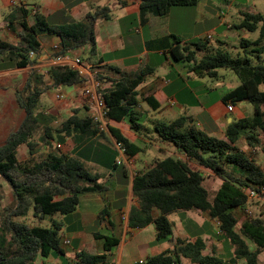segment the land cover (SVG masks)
<instances>
[{
  "label": "trees",
  "instance_id": "obj_1",
  "mask_svg": "<svg viewBox=\"0 0 264 264\" xmlns=\"http://www.w3.org/2000/svg\"><path fill=\"white\" fill-rule=\"evenodd\" d=\"M197 2L140 0V7L152 8L159 15H164L172 6H193ZM28 15L29 11L22 5L16 6L5 17L10 28L15 29V23L20 28L19 45L0 39V55H4L17 67L32 63L28 56L30 51L40 54L37 40L40 31L55 33L60 37L59 54L77 50L84 45H88L90 53L95 54L94 24L97 19L107 18L109 9L106 6L96 8L82 20L71 21L63 26H51L43 16L36 13L33 15L34 23L29 25L26 21ZM241 15V20L234 24L236 29L259 31L256 40L240 38L243 56L239 53L233 57L228 50L211 44L208 38L192 41L191 48L182 45L181 39L175 35H172L169 53L175 61L189 64L190 71L198 76H216L219 69L233 72L239 84L224 96V101L231 104L247 101L252 105V114L230 121L224 138L207 135L190 123V117L185 115L173 121L157 120L152 123L160 142L173 147L187 160H194L202 168L211 171L221 180L220 186L211 193L204 185L202 172L192 168L187 161L164 154L162 159L153 161L147 169L134 174L131 197L136 204L130 206L127 216L129 227L142 228L152 223L155 240L158 241L172 237L173 223L168 218L170 214L193 209L207 212L211 219L218 222L219 232L232 246V255L223 258L214 253L203 254L205 243L198 236L193 242L177 238L170 248L136 264H185L183 258L189 259L192 264H260L259 256L264 251V217L259 214L238 223L233 212L248 204L245 188L264 184L262 167L238 147L239 140L243 138L248 147L256 149L261 144L260 137L264 136V89H261L264 87V61L252 64L247 56L264 50V45H260L264 38V17L260 13L241 12ZM112 69L120 73L121 77L108 78L110 86L100 88L99 95L108 108V132L125 149L126 157L130 158L141 152V148L110 122H126L132 132L139 134L143 126L135 111L140 103L137 88L150 72L144 68L131 73L115 67ZM49 75L51 85L56 88L82 82L78 73L65 65L53 66ZM43 90L39 86L27 84L24 87L25 94L17 92V103L24 110L25 117L17 130L11 132L0 146V177L8 183L16 201L13 208H8L0 225V264H32L38 257L62 251L61 222L52 220L48 227L29 226L13 221L12 217L26 216L30 210L34 216L43 219L56 214L66 215L77 208L81 194L106 191V185L98 181L100 174L86 167L85 149L72 154L51 151L39 160L29 158L28 161H22L18 158L21 146L25 145L31 156L39 148L51 146L55 135H58L60 142L64 141L61 134L80 135L78 142L96 134L105 137L91 117H78L77 110L59 126H52V119L38 110ZM143 100L152 109L159 106L151 96ZM97 154L102 159L101 153ZM105 166L111 171L120 168L123 175L127 174L117 164L115 157L106 161ZM261 200L264 201V197ZM154 211H158V215L155 216ZM95 236L103 239L104 252H80L78 257L82 264L104 261L107 253L119 243L114 234Z\"/></svg>",
  "mask_w": 264,
  "mask_h": 264
},
{
  "label": "crops",
  "instance_id": "obj_2",
  "mask_svg": "<svg viewBox=\"0 0 264 264\" xmlns=\"http://www.w3.org/2000/svg\"><path fill=\"white\" fill-rule=\"evenodd\" d=\"M209 2H212V0H198L197 4L193 5L192 20L190 16L187 17L191 21L190 25L199 23L208 17L207 7H209ZM22 5L29 11L26 19L29 25L34 23L31 10H35V13L43 16L51 26H63L71 21H80L94 9L104 6L108 7V17L97 19L94 24L96 53L91 54L89 46L84 45L77 50L68 52V55L70 58L79 56L89 66L88 70L95 79H97L99 73L112 79H119L121 74L113 70L112 68L114 67L119 68L122 72L130 73L137 72L142 68L147 69L150 73L137 88L140 103L135 108L140 118L139 122L143 127L147 121L152 123L157 120L173 121L185 115L190 117V123H193L207 135L224 138L225 130L230 121L250 116L253 112L252 105L247 101L233 104L234 109L231 112L226 110V106L230 102H225L224 96L238 84L222 91L219 97L214 96L211 98V89L199 78L201 76L193 75L189 64L175 61L172 58L169 53L172 35L179 37L177 33L172 31L169 23L172 7L164 15H159L153 9H142L140 0H0V39L14 45L20 44L18 35L20 28L16 26V23L15 29L10 28L5 17L16 6ZM212 8L218 9L216 6L214 7V4ZM217 14L214 13L213 16L215 17ZM182 19L186 21L183 15L180 20ZM222 23H225L226 28L217 37H214L215 43L211 44L215 47L225 45L227 43L225 38L230 36L235 38L232 35V24ZM130 27H134L136 35L128 33ZM217 27L214 26L212 29H217ZM194 36H197V34L195 33ZM37 40L40 44V54H35L34 57L30 58L32 63L25 67H17L13 62L8 61L4 55H0V146L5 143L11 132L17 130L25 117V112L18 105L16 99V94L19 92L16 89L18 86L23 88L30 84L31 86L44 88L39 100L41 101L42 95L47 94L51 103L55 105V107L47 106L42 109V112L49 116L52 121L57 115L64 116L65 120L75 110H77L78 117L91 116L92 107L82 96L80 84L63 85L57 88L51 85L49 70L55 65L68 66L67 59L62 61L55 60L61 47L60 37L55 33L40 31L37 34ZM260 45H264V38L261 40ZM143 54H147L146 63L141 60ZM220 70L225 69L217 70V74ZM110 84L102 87H109ZM261 89H264V87L262 86ZM56 93L62 94L63 97L57 99L55 97ZM53 94L60 103L59 107L57 106L58 102L54 101ZM147 96L153 97L159 103L156 109H152L143 100ZM230 114H234L235 118L231 117ZM122 123L125 122H110L111 125L119 128L124 136L141 148V152L130 157V163L127 161L119 164L126 170V175L122 174L120 168L114 171L109 170L105 166L106 162L97 157V153L106 142L99 137V134L94 135L90 139L82 140V142H78L80 135L64 136L61 134L64 137V141H58L57 143L60 145L59 153L72 154L77 153L80 149H85L84 163L93 173L100 174L98 181L106 185V191L81 194L79 204L72 213L66 215L56 214L57 219L54 218L55 215L45 217L51 221L57 220L61 222L62 240L60 247L62 251L52 253L47 257H38L34 264H82L78 257L80 252L85 251L90 254H101L104 252L103 239L96 237L95 234H114L119 239V243L107 253L106 259L95 264H136V262H140L150 256L143 258L142 252L150 250L152 252L151 255L157 254L170 248L177 238L193 242L198 236L201 237L200 235H192L179 224L175 225L171 220V215L173 214H182L186 217L179 219V221H187L189 218L193 219L199 228L205 223H211L214 227L217 226L218 229V222L211 219L207 212L193 209L190 210L193 214H188L186 211L179 210L168 216L173 223L172 237L168 238L167 243L160 244L157 249L153 245L156 240L155 228L152 223L142 228L129 227L127 225L129 208L131 205L136 204V201L131 197V183L134 174L137 171L147 169L153 161L162 159L164 154L187 161L192 168L202 172L205 186L206 178H216L218 187L221 184V180L211 171L199 166L196 161L187 160L185 156L168 144L161 142L153 148L149 147L144 143L147 139L141 135L143 133L142 130L139 134H135L127 127L131 136L128 135L120 126ZM102 132H107L109 137L115 141L108 132V128ZM57 137L58 135H55L53 142L56 141ZM23 147L25 145L18 149V158ZM90 149L94 151L91 153ZM48 152L50 151L43 148L42 156L39 158L35 157V154L30 156L26 152L23 161H28L29 158L33 160L42 159ZM115 159L117 162L118 157ZM129 164H131V167L128 166ZM237 209L240 208L234 209V214ZM158 213V211H154L155 216ZM242 220H238V223ZM64 229L68 230V232H64ZM201 238L205 243L206 249V239L210 238V234L207 238H205V235ZM63 239H68L69 243L64 244ZM227 243L232 255L233 248L229 242ZM204 250L203 254L214 253L220 256L219 253L213 250L211 252H205ZM224 253L227 254V252ZM186 261H189L188 264H192L189 259L183 258L185 264H187Z\"/></svg>",
  "mask_w": 264,
  "mask_h": 264
},
{
  "label": "rangeland",
  "instance_id": "obj_3",
  "mask_svg": "<svg viewBox=\"0 0 264 264\" xmlns=\"http://www.w3.org/2000/svg\"><path fill=\"white\" fill-rule=\"evenodd\" d=\"M209 7H207V11L209 12L208 17L205 20L200 21L199 23H192L190 25L189 21L190 19H187V17L190 16L192 20L193 10L194 7L191 5L187 6H172V9L170 11V17H169V23L171 26L172 31L174 33H177L179 37L181 38V44L182 45H191L190 43L194 40H197L199 38L203 39L206 38L208 34L211 35V39L208 41L210 43H215L214 37H217V35L221 32H223L226 28L225 23L227 22L231 23V29H232V35L235 36V38H232L231 36L229 38H225L227 43L222 46L223 49L228 50L230 54L235 57L238 56L239 53L241 56H243L244 51L240 47V38L249 39L251 41L256 40L259 36V31H247L244 29H236L234 27V24H237L241 20V12H248V13H260L264 16V0H212V2H209ZM216 6L218 9L215 10L213 7ZM211 6V8H210ZM152 9V8H151ZM214 13H218L215 17L213 16ZM182 15L185 16L186 21L184 19L180 20L182 18ZM218 26L217 29H212V27ZM134 27H130L128 33H133V35H136L134 33ZM197 34V36H194V34ZM157 36V35H156ZM159 36V35H158ZM161 40V39H159ZM163 40V39H162ZM252 45L251 47H253ZM192 48V46H190ZM247 56L250 59V62L252 64H257L264 61V50L261 52L253 53V54H247ZM141 60L143 63H146L147 61V54H143L141 56ZM99 78H97V81L100 82L101 87L106 86V84H110V81L108 76L103 75L102 73H99ZM193 75H196L193 73ZM198 76V75H197ZM98 77V76H97ZM203 80L205 84L211 89V98L212 97H219L220 93L222 91H225L228 87H232L233 85L239 84V80L237 76L231 72V71H225L220 70V72L216 76H208L204 75L199 77ZM105 83V84H104ZM19 91H22V94H25L24 87L18 86L16 88ZM54 97V94H53ZM54 101L58 102L57 106H60L59 101L56 100L54 97ZM47 106L55 107L53 103H51V100L49 99L47 94L42 95L41 101H39L38 110L42 111V109L46 108ZM56 107V108H58ZM231 117L235 118L234 114H230ZM64 120V116L57 115L55 119L51 122L52 126H59L60 123ZM124 131L128 135V128L129 125L125 122L120 125ZM128 127V128H127ZM143 133L141 135L145 136L147 141L144 142L149 147L153 148L156 144L161 143L159 141L158 135L153 130L152 122L147 121L142 127ZM130 130V128H129ZM105 137L103 138L101 135L99 137L102 140H105V144L102 145V148L99 150L102 156V160L105 162L112 159L113 157H118V152L115 147L114 141L109 137L107 132L104 133ZM131 136V135H130ZM261 144L256 148L252 149L247 146L245 140L241 138L238 142V147L242 150H244L249 157H252L256 162L262 167L264 170V136H261ZM161 140V139H160ZM58 140L52 141L51 146L41 147L39 148L34 154L35 157L39 158L42 156L43 148H46L50 152H59V147H57ZM145 145V146H146ZM170 148V147H168ZM63 149V148H62ZM61 149V150H62ZM94 150L90 149V152L92 153ZM27 152V147L21 148L19 159L24 160ZM89 152V151H88ZM99 156V155H98ZM101 159V158H100ZM131 167V164L128 165ZM133 166V165H132ZM87 167V166H86ZM133 169V167H132ZM230 169V168H229ZM235 169V168H234ZM92 171V170H90ZM205 184L208 189H210L211 193L214 192L218 188V181L216 178L209 177L206 178ZM16 204L14 194L12 190L10 189L8 183L0 177V225L2 224V220L7 214L8 208H13ZM247 209L248 212H246ZM188 214L191 213L190 210H185ZM261 214L264 217V201L261 199H253L249 200L248 204L244 208L237 209L235 211V215L238 220L245 219L247 217L257 216ZM57 219L58 217L55 215L54 217ZM186 218L182 214H173L171 215V220L175 225L179 224L181 227L185 228L186 231H189L192 233V235H200L203 237L205 235V238L210 234V238L206 239V249L205 252H211L212 250L216 253H219L222 257H228L231 255L230 249L228 247V241L225 240V238L219 233L217 226L214 227L211 223L210 224H204L201 228L195 223V221L191 218H189L187 221H179V219ZM13 221L16 222H22L26 223L29 226H43L48 227L51 225V220L46 218H38L33 215L32 211L26 215V216H18V217H12ZM238 229V227H236ZM64 232H68V230L64 229ZM217 231V232H216ZM9 237V236H8ZM168 242V239L158 240L153 245L155 248H159L160 244H165ZM249 245L252 247L251 243ZM224 252H227L225 254ZM143 258L147 257L148 255H151L152 252L148 250L147 252H142ZM243 261H241L242 263ZM259 262L260 264H264V251L259 256ZM188 264L189 261H186ZM34 264V263H32Z\"/></svg>",
  "mask_w": 264,
  "mask_h": 264
},
{
  "label": "built area",
  "instance_id": "obj_4",
  "mask_svg": "<svg viewBox=\"0 0 264 264\" xmlns=\"http://www.w3.org/2000/svg\"><path fill=\"white\" fill-rule=\"evenodd\" d=\"M31 14H35V10H31ZM206 38L210 39L211 35L208 34ZM35 53L33 51H30L28 56L29 58L34 57ZM68 62L69 68L72 70H75L78 75L82 78L81 82V93L82 96L86 99L88 104L92 107V112H91V118L92 121L94 122L95 126L99 131H104L107 129V121H106V113H107V105L105 101L100 97L99 95V89L101 87V84L97 79L94 78L93 74L90 73L88 70V65L84 63L79 56L70 58L68 53L65 54H59L56 56L55 60L56 61H62L66 60ZM66 66V65H65ZM55 97L57 99H61L63 97L62 94L56 93ZM234 105L233 104H227L226 110L228 112L233 111ZM116 150L118 152V160L117 164H122L124 162L130 163V158H127L125 155V149L120 145V143L114 141ZM57 147H60L59 144H57ZM244 192L247 196L248 200H253V199H262L264 197V184L259 185L255 188H245ZM246 212H248L247 209ZM64 244H68L69 240L68 239H63ZM141 262V261H140Z\"/></svg>",
  "mask_w": 264,
  "mask_h": 264
}]
</instances>
